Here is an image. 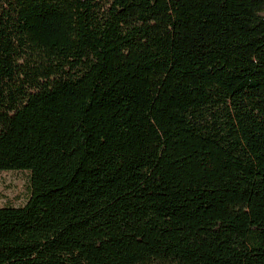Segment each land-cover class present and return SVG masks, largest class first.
Wrapping results in <instances>:
<instances>
[{"label": "trees", "instance_id": "16d2710c", "mask_svg": "<svg viewBox=\"0 0 264 264\" xmlns=\"http://www.w3.org/2000/svg\"><path fill=\"white\" fill-rule=\"evenodd\" d=\"M0 264H264V0H0Z\"/></svg>", "mask_w": 264, "mask_h": 264}, {"label": "rangeland", "instance_id": "374dc122", "mask_svg": "<svg viewBox=\"0 0 264 264\" xmlns=\"http://www.w3.org/2000/svg\"><path fill=\"white\" fill-rule=\"evenodd\" d=\"M29 196L27 170H0V207L21 206Z\"/></svg>", "mask_w": 264, "mask_h": 264}]
</instances>
